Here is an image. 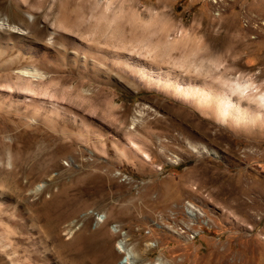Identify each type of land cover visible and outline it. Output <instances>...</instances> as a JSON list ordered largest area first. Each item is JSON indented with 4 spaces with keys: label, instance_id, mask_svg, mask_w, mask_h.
<instances>
[{
    "label": "rangeland",
    "instance_id": "obj_1",
    "mask_svg": "<svg viewBox=\"0 0 264 264\" xmlns=\"http://www.w3.org/2000/svg\"><path fill=\"white\" fill-rule=\"evenodd\" d=\"M2 22L19 29L0 27V206L22 227L0 215V264H100L105 226L115 264L121 241L134 257L152 242L144 263L264 264V123L222 122L104 59L264 87V0H0Z\"/></svg>",
    "mask_w": 264,
    "mask_h": 264
},
{
    "label": "bare ground",
    "instance_id": "obj_2",
    "mask_svg": "<svg viewBox=\"0 0 264 264\" xmlns=\"http://www.w3.org/2000/svg\"><path fill=\"white\" fill-rule=\"evenodd\" d=\"M110 7H111V1H109L106 6V11L108 13L112 12V9ZM113 11H114L112 13L113 16L112 18L109 19V21L111 26L114 25L116 26L117 19L122 16V13H118L115 10ZM0 27H7L9 28V30H12L14 32H16L17 29H19L16 26H11L8 23H4V22L0 23ZM48 42L51 44L52 43L51 39ZM154 52L155 49H148V53L153 54ZM104 59L109 60V63H111L112 66L122 69L127 73H129L130 75L137 77L138 80L141 81L143 85L147 88L163 91L164 93L178 100H183L185 102L193 104L201 110L204 111L212 110L215 116L218 118V120L222 122L228 124H234L235 126H244L246 128L253 127L260 123H264V87H262L259 84H255V81H250V80L242 81L239 77H236L234 79L221 78L220 80L217 79L209 80V81L205 80V82L204 81L202 82V80L199 79V76H196V77H190L188 78V80H185L184 82H179L177 80L173 82L170 81V79H168L167 81L162 83L160 80H155L152 77V75L145 69V67H143L140 64H136L132 62L130 58H125L120 56L117 57V56L104 54ZM37 73L38 72L36 70L35 73L32 75V79H27L28 86L26 87V89H28V91L32 90L31 86L33 85V78L38 77ZM200 81L202 83H200ZM27 125L28 123L24 122L21 118L19 122L16 121L14 124L9 125L8 128L1 130V132L7 131L8 129H11L13 127L15 128L18 127L19 129L22 128L23 130H25ZM12 146L13 144H9L0 140V148H1L0 150L3 151L5 149H11ZM2 173L3 172L0 170V176L2 175ZM10 177L11 175L9 176V178ZM3 195L4 193L0 192V199L3 197ZM17 202L18 201H16V204ZM22 205L24 206V204ZM6 214L7 211L3 210L2 207L0 206V215H6ZM15 214L16 212H14V216H16ZM14 216L13 214L10 213V215L6 217L7 222H5V226L7 227L8 230L11 229L10 228L11 226L9 225L11 220H13L12 221L13 224L22 227L19 224L20 221L18 219H16L17 221H15V218H13ZM102 222L104 223L105 220L103 219ZM105 225L103 224V226ZM105 227H103V232L99 234L103 238L101 239L100 247L97 250L95 251L93 250V251L97 253L98 258L101 261L100 264H115L114 255L116 252L111 246V239L114 234L111 232L110 229H106ZM96 235L97 234H94L93 236ZM26 242L27 240H25V243ZM120 243L122 244V249L123 252L125 253L124 263L126 264H159L160 263V262L144 263L145 257H147L150 254V252L153 250L154 245L152 242H149L145 246L141 247L136 252L135 254L136 257H134L131 254L128 247L123 245L122 241ZM5 245L3 244V247ZM36 258L40 261H46L51 259L54 261L55 264H58L56 260L57 258L54 252H52L51 250H46L43 251L42 253L36 254Z\"/></svg>",
    "mask_w": 264,
    "mask_h": 264
},
{
    "label": "built area",
    "instance_id": "obj_3",
    "mask_svg": "<svg viewBox=\"0 0 264 264\" xmlns=\"http://www.w3.org/2000/svg\"><path fill=\"white\" fill-rule=\"evenodd\" d=\"M215 6L220 8L223 4L227 3L229 0H210Z\"/></svg>",
    "mask_w": 264,
    "mask_h": 264
}]
</instances>
